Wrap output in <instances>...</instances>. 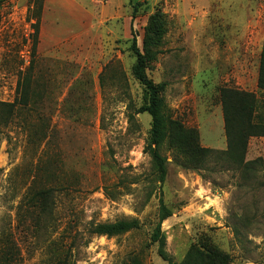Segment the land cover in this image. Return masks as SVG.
Masks as SVG:
<instances>
[{
	"label": "rangeland",
	"instance_id": "374dc122",
	"mask_svg": "<svg viewBox=\"0 0 264 264\" xmlns=\"http://www.w3.org/2000/svg\"><path fill=\"white\" fill-rule=\"evenodd\" d=\"M135 1L145 4L133 16ZM36 8L35 0H0V257L52 264L59 248L68 264H167L149 244L162 201L173 263L195 248L226 264H264V137L247 145L245 161L260 160L251 178L216 156L202 171L180 166L203 149H226L222 90L250 94L253 122H264V0H44L39 19ZM157 13L164 34L146 76L165 84L163 184L144 153L150 117L128 121L146 98L131 75L132 35L142 50ZM75 32L80 39L65 42ZM22 82L30 110L17 104ZM13 103L10 113L1 106ZM30 188L53 189L45 231L25 217ZM131 219L144 227L114 238L89 233Z\"/></svg>",
	"mask_w": 264,
	"mask_h": 264
},
{
	"label": "trees",
	"instance_id": "16d2710c",
	"mask_svg": "<svg viewBox=\"0 0 264 264\" xmlns=\"http://www.w3.org/2000/svg\"><path fill=\"white\" fill-rule=\"evenodd\" d=\"M44 0H35L37 8L35 17H38L42 11ZM145 4L135 1L132 3V14L137 13L138 7ZM38 24V23H37ZM36 33L38 27L36 25ZM164 34L163 17L157 13L150 17L148 25L144 29L142 41V50H139L135 37L132 35L131 46L129 51L135 58V63L131 68L133 79L138 82L145 92V103L138 109H134L128 115V121L131 122L133 117L138 114H147L150 117V129L146 140L145 150L151 161L153 175L158 183L163 184L167 175V162L161 155L160 149L166 138L165 118L161 112L162 93L165 90V84H154L146 76V70L149 64L156 59L158 54L157 48L161 45V39ZM111 65L109 62L104 68ZM258 85L264 89V46L259 56V73ZM22 89L19 93L17 104L20 108L29 109L33 105L30 100L31 90L29 85L22 82ZM254 103V104H253ZM255 101L250 94L240 93L231 90H222L221 106L224 122V132L226 149L222 152L203 149L200 151L199 158L190 159L180 166L184 170L202 171L206 165L208 156H216L223 159L226 164L237 167L242 174V178H251L256 172V167L260 166V160L246 162L245 156L247 145L252 137H264V122H253V113L255 112ZM2 107L8 108V112L15 107V104H1ZM252 174V175H251ZM53 189L39 188L29 189L26 196L25 217L29 216L34 222L37 231L47 230L48 219L53 217L55 203L52 197ZM171 216V212L160 201L157 219L153 227L150 228L149 244L156 248L157 255L167 264L173 263L165 252L166 238L161 231L162 223ZM26 219V218H25ZM144 224L137 220H118L112 223H98L91 227L89 233L97 237L114 238L128 233L140 231ZM67 251L56 248L52 251V264H68L66 260ZM0 264H9V259L4 256L0 257ZM181 264H226V258L216 252L192 248L188 251Z\"/></svg>",
	"mask_w": 264,
	"mask_h": 264
},
{
	"label": "crops",
	"instance_id": "0c3cea01",
	"mask_svg": "<svg viewBox=\"0 0 264 264\" xmlns=\"http://www.w3.org/2000/svg\"><path fill=\"white\" fill-rule=\"evenodd\" d=\"M89 1L92 2L93 0H89ZM81 36H82L81 33L75 32L72 35L67 36L65 42L71 41L72 43H76V39H80ZM88 37L91 38V40H90L91 41V44H94L95 43V39H96L97 36L92 38V36L90 34ZM55 38H57V36H55Z\"/></svg>",
	"mask_w": 264,
	"mask_h": 264
}]
</instances>
